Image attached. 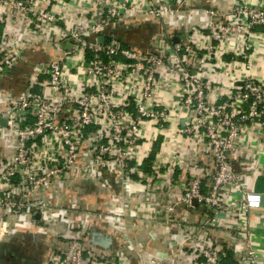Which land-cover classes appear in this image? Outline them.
Instances as JSON below:
<instances>
[{"label":"built area","instance_id":"obj_1","mask_svg":"<svg viewBox=\"0 0 264 264\" xmlns=\"http://www.w3.org/2000/svg\"><path fill=\"white\" fill-rule=\"evenodd\" d=\"M190 1L0 0V69L31 51L42 57L0 108V129L13 145L0 157V250H24L65 219L69 230L52 231L58 245L43 264H130L125 253L88 250L93 210L60 205L58 183L107 182L118 166L124 189L144 124L162 134L181 115L177 132L196 134L212 167L189 177L167 211L192 209L195 199L206 223L233 215L248 226L251 210L262 208V193L246 185L233 161L243 131L264 144V0ZM131 22L152 27V41L113 34ZM101 216L113 219L110 211ZM244 230L247 264H259L264 250ZM191 244L183 262L143 257L138 264H224L216 245Z\"/></svg>","mask_w":264,"mask_h":264},{"label":"crops","instance_id":"obj_2","mask_svg":"<svg viewBox=\"0 0 264 264\" xmlns=\"http://www.w3.org/2000/svg\"><path fill=\"white\" fill-rule=\"evenodd\" d=\"M201 1L191 0L190 5L199 7ZM199 18L194 16L195 21ZM135 22L113 28L112 32L119 38L140 44L152 41V27ZM39 54L28 52L19 63L0 69V108L23 88L24 69L41 59ZM185 121L183 115L176 117L162 134L157 135L154 127L144 124L145 134L130 160L124 189L118 166L114 174L107 175V182L97 177L91 181L58 183L62 191L57 198L60 205L71 202V206L67 205L69 209L74 206L93 210L85 237L88 250L107 258L114 257L115 252L125 253L130 264H138L143 257H169L183 262L191 254V243L202 239L220 248L224 264H247L249 261L243 254L245 228L251 232L254 246L264 250V144L256 133L251 136L252 131L242 132L233 161L246 185L262 193V208L251 210L247 216L248 226L243 224L241 217L233 215L219 216L217 226L209 221L206 223L207 212H202L194 203L192 209L181 206L173 213L167 211V206L183 191L189 177L201 171L208 172L212 167L210 153L199 137L177 132ZM11 144L10 134L0 129V157L12 152ZM106 211L113 214V219L101 216ZM69 227L65 219L54 221L48 231L31 238L24 250L12 246L17 251H9V247L0 251V264L8 257L14 263L43 264L47 250L58 245L52 231L69 230ZM85 258L88 259L87 254ZM259 264H264V258Z\"/></svg>","mask_w":264,"mask_h":264},{"label":"flooded vegetation","instance_id":"obj_3","mask_svg":"<svg viewBox=\"0 0 264 264\" xmlns=\"http://www.w3.org/2000/svg\"><path fill=\"white\" fill-rule=\"evenodd\" d=\"M11 249L14 250V251H17V250H16L15 248H13V247H12ZM19 250H22V249L19 248ZM7 252H8V251H7ZM8 253H9V252H8ZM6 261L9 262V263L12 262V258H9V257H8V258L6 259ZM2 262H3V260H2ZM4 263H5V262H4ZM19 263H20V262H19ZM20 264H21V263H20Z\"/></svg>","mask_w":264,"mask_h":264},{"label":"water","instance_id":"obj_4","mask_svg":"<svg viewBox=\"0 0 264 264\" xmlns=\"http://www.w3.org/2000/svg\"><path fill=\"white\" fill-rule=\"evenodd\" d=\"M100 40L103 41V40H104V36H101V37H100ZM69 47H70V46H69ZM193 203L196 204V200H195V199H193ZM9 248H10V247H9ZM5 249H7V248H5ZM0 251H3V252H4V250H0Z\"/></svg>","mask_w":264,"mask_h":264}]
</instances>
